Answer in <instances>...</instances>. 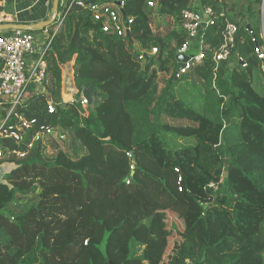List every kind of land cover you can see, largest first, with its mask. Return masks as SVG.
I'll use <instances>...</instances> for the list:
<instances>
[{"label":"trees","instance_id":"obj_1","mask_svg":"<svg viewBox=\"0 0 264 264\" xmlns=\"http://www.w3.org/2000/svg\"><path fill=\"white\" fill-rule=\"evenodd\" d=\"M195 1L150 7L127 0L133 23L124 37L104 32L91 11L75 5L52 32L45 90L12 110L0 102V121L32 124L21 143L0 137V166L14 165L0 182V264H221L235 244L264 241V0H247L244 25V0H198L218 13L206 29L207 54L177 76L178 52L189 42L182 11ZM160 14L171 21L154 28ZM229 21L239 24L231 59L238 54L246 67L213 58ZM139 47L158 49L143 69ZM159 72L171 73L162 88ZM86 88L93 99L83 115L80 103L65 98ZM42 126L54 129L47 145L30 148ZM65 139L72 154L61 146ZM167 212L187 231L170 254ZM255 244L226 264L247 254H259L247 264H264V243Z\"/></svg>","mask_w":264,"mask_h":264},{"label":"built area","instance_id":"obj_2","mask_svg":"<svg viewBox=\"0 0 264 264\" xmlns=\"http://www.w3.org/2000/svg\"><path fill=\"white\" fill-rule=\"evenodd\" d=\"M127 0H113L110 3H100L91 0H59V8L56 19V29L54 33L65 23L70 10L78 5L92 12V16L100 21L104 32L115 33L119 36H126L131 31L132 18L124 17L123 10ZM160 0H148L150 7H155ZM18 0H0V25L13 24L16 17L15 5ZM50 6L52 0H46ZM264 7V4H263ZM13 8V10H10ZM217 11L211 5H204L200 8L184 9L182 11L183 27L188 33L189 42L180 49L179 53H185L189 56V60L184 62L182 68H177V76L188 71L193 65L200 63L205 58L206 47L205 34L206 29L214 22ZM224 13H221L223 16ZM252 33L251 28H247ZM239 32V26L234 22H228L224 32L223 45L220 50L211 48L213 58L219 62L221 60L230 59V66L240 64L243 67L247 63L238 54H234L232 59L231 48L236 44V38ZM43 37H42V35ZM54 35L45 28L41 32L26 31L21 29H5L0 31V102H8L11 104V110L15 107L23 105L27 99V93L40 92L45 89V82L48 76V60L47 54L51 48ZM195 49L189 54V49ZM157 48L154 51L157 52ZM259 56L264 58L261 50L258 51ZM147 52H140L139 58L145 61ZM178 62V61H177ZM179 64V62H178ZM68 100V99H66ZM72 102L80 103L84 108L83 115H87L90 100L83 94L80 98L73 97ZM51 109L55 110L54 104ZM32 124L28 121H22L19 124L7 125L5 119L0 125V137H12L17 143H21L24 136ZM54 132L52 127L42 126L40 130L32 136L29 143L30 148H34L46 136H51ZM65 138L63 133L60 134ZM0 148V157L3 156ZM19 157H25L26 153L13 151ZM0 171V182L4 181V174ZM127 182H130L127 179ZM214 189L218 186L211 184ZM183 264H194L191 260H186Z\"/></svg>","mask_w":264,"mask_h":264},{"label":"rangeland","instance_id":"obj_3","mask_svg":"<svg viewBox=\"0 0 264 264\" xmlns=\"http://www.w3.org/2000/svg\"><path fill=\"white\" fill-rule=\"evenodd\" d=\"M28 1V0H27ZM44 2L46 3V0H39V1H37L36 2V0H30V1H28V2H23L22 4H19V5H16L15 7H19V8H22L23 6H27L28 4H32L33 5V8H32V10H31V12H35L36 14H39V17L40 16H42V17H45L46 16V19H48V18H50L51 17V15H52V5H53V0H52V2H51V4H50V6L48 7V5L47 4H44ZM198 0H196L195 1V6H194V8H200L201 6L200 5H198ZM100 3H102V1L100 2ZM232 4V1L230 0L229 1V4ZM241 3V2H240ZM45 5V6H44ZM247 6H248V1L247 0H244L241 4H240V6H239V8H241L242 10H243V13H245V15H243V16H241L239 19H238V22L239 23H241L242 25H244V24H246L248 21H249V19L247 18V11H245V10H248L247 9ZM10 10H13V8H11ZM171 20H170V18H168V17H166V16H163V15H157L156 16V20H155V25H154V28L155 27H157V25L158 24H160L161 23V26L162 27H164L166 24H168L169 22H170ZM239 25V24H238ZM56 26H57V24L56 23H54V24H52L51 26H48L47 27V29H48V32L49 33H51L52 34V32L53 31H55V29H56ZM38 31V30H37ZM38 32H41V31H38ZM42 35V34H41ZM42 37H43V35H42ZM128 47V46H127ZM126 47V48H127ZM128 49V48H127ZM139 49L141 50V51H143V49L141 48V47H139ZM132 50V49H131ZM133 51V50H132ZM194 51H195V49H194ZM193 49L191 48V49H189L188 50V52H189V54H192L193 52ZM149 55H153V54H155L156 52L154 51V49L153 50H151V51H146ZM130 53H132L131 51H130ZM261 53L264 55V48H262V50H261ZM138 59V61L140 62L139 64H140V67L143 69V68H145L146 67V64H145V61L143 60V59H140L139 57H137ZM235 62V58H233L232 59V64ZM158 66V63L157 62H155L153 65H152V67H157ZM68 70V69H67ZM170 75H171V73H162V72H159V81H160V87L162 88V87H164L165 85H166V80L167 79H169V77H170ZM259 85L261 86V88L264 90V77H262V76H260V82H259ZM29 94L30 93H27V95L29 96ZM86 113H88V112H86ZM6 119V118H5ZM5 119H2L1 121H0V125L3 123V121L5 120ZM50 137L49 136H46V137H44V139L42 140V141H40L41 143H44L45 145H47V143H48V139H49ZM67 139V138H66ZM65 139V143H62L63 145H61L64 149H66L70 154H72V152L74 151V147L75 146H73L72 145V143L70 144V142L69 141H67ZM64 140V139H63ZM35 145H37V144H35ZM47 153H51V151H50V149L48 150V152ZM120 154H118V156H119ZM2 157V156H1ZM210 157H211V161H212V163H216L217 165H218V160H219V158H218V156L217 155H215V153L213 152V151H211V155H210ZM130 166V168H129V173L132 175L133 174V167L131 166V165H129ZM14 167V165H10V163H4V164H2L1 166H0V171H4V172H10V170L12 169ZM124 171L126 172L127 171V169H125L124 168ZM124 173V172H123ZM108 191H109V193L111 194L112 193V188L111 187H108ZM26 199H24V198H22V199H20V204H26ZM144 210L147 212V213H149V212H153L154 210H155V208H154V206H147V205H145L144 206ZM166 216H167V220H166V222H167V230H168V232H169V235H170V248H169V254L173 251V249H174V246L177 244V242H178V239H179V233L180 232H182L183 234L184 233H187V231L185 230V228H184V225H183V222H182V220L179 218V217H177L176 215H174V214H172V213H169V212H167V214H166ZM257 240H259L260 242H262V243H264V241H263V239L261 238V237H259V236H256L255 238H253V240L251 241V243L250 244H245V245H243L242 247H240V246H238L237 244H235L237 247L235 248V250H229L228 252H227V254L226 255H224V256H219L218 258L220 259V263L221 264H226V263H228L229 261H230V259L232 260L233 258H236V257H238L239 258V256L240 257H243L244 256V252L246 253V251H249L252 247H253V244L254 245H256L255 244V242L257 241ZM249 255H251V256H256L257 257V255L259 256V254H247V257L249 256ZM217 256H218V254H217ZM247 257H246V259L245 260H243L240 264H247L248 262H249V260L247 259Z\"/></svg>","mask_w":264,"mask_h":264},{"label":"water","instance_id":"obj_4","mask_svg":"<svg viewBox=\"0 0 264 264\" xmlns=\"http://www.w3.org/2000/svg\"><path fill=\"white\" fill-rule=\"evenodd\" d=\"M58 8H59V0H53V5H52V15L49 19L44 20V21H39L36 23H20V24H4L0 25V31L5 30V29H10V28H15V29H21V30H26V31H42L48 26H51L56 22L57 19V14H58ZM123 15L126 17V12L123 10ZM247 28H250V25H247ZM128 35L130 36V32H128ZM263 59V67H264V58ZM189 60V56L185 53H179L177 55V61L179 62L178 66L179 68H182L184 66V62ZM83 95L87 97L90 102L93 99V95L90 89L86 88L83 91ZM133 161L135 162V156L132 154Z\"/></svg>","mask_w":264,"mask_h":264},{"label":"crops","instance_id":"obj_5","mask_svg":"<svg viewBox=\"0 0 264 264\" xmlns=\"http://www.w3.org/2000/svg\"><path fill=\"white\" fill-rule=\"evenodd\" d=\"M28 1H30V0H28ZM28 1L27 0H18L16 5H19V4H22L23 2H28ZM37 1H39V0H36V2ZM44 4H47V2L46 3L44 2ZM15 8H16L17 12H16V17H15L16 20H15V22L13 24H20V23H30L31 24V23H36V22H39V21L47 20L46 16L45 17H42V16L39 17V14H36L35 12H31V10L33 8L32 4H28L27 6H23L22 8H19V7H15ZM67 71H73V70L68 69ZM70 77L68 78L67 83L71 87H73V83H72L73 80ZM71 92L72 93H71L70 97L69 98L66 97L65 99L71 100L73 97L77 96L76 95V91L72 90ZM10 165H13V164H10Z\"/></svg>","mask_w":264,"mask_h":264}]
</instances>
